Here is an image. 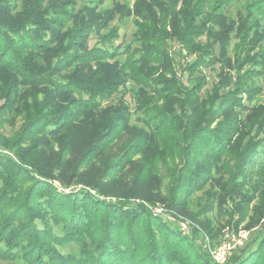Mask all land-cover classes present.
I'll return each mask as SVG.
<instances>
[{"label":"trees","instance_id":"obj_1","mask_svg":"<svg viewBox=\"0 0 264 264\" xmlns=\"http://www.w3.org/2000/svg\"><path fill=\"white\" fill-rule=\"evenodd\" d=\"M233 1L137 0L120 10L137 17L133 40L113 46L119 27L92 6L0 0L1 261L218 264L199 242L200 230L219 238L215 208L235 228L262 222L264 103H252L264 57L251 54L262 0L240 19L232 62ZM160 204L200 228L182 235L150 209ZM224 264H264V233Z\"/></svg>","mask_w":264,"mask_h":264},{"label":"rangeland","instance_id":"obj_2","mask_svg":"<svg viewBox=\"0 0 264 264\" xmlns=\"http://www.w3.org/2000/svg\"><path fill=\"white\" fill-rule=\"evenodd\" d=\"M137 0H77V10L81 9L83 6H92L94 9L102 14H111L113 17V21L110 24V27L118 26L119 27V35L120 37L112 42L113 46H117L120 43H128L134 38V34L137 30V26L135 21L137 17L132 14L130 16L121 17L120 10L124 9H133ZM215 0H209V4L206 7V11H210L213 7V3ZM256 0H235L230 5L224 8V15L226 18L235 24V30L231 34L232 39L231 43L228 46L229 49V58L232 59V62L235 61L236 58V45L239 42L238 36H236L237 32L241 26V17L247 16V7L250 3ZM256 4L262 7L263 11H258L255 8L252 9L251 14V23H253L254 29L258 31L262 40L260 43L254 48V51L251 54H258L259 59L264 57V0L256 1ZM219 28L217 27V30ZM96 38H93L90 41V45H93L96 42ZM171 51L175 56H177L178 61H180L179 55V45L175 42L170 44ZM218 51V50H217ZM194 57H189V60H192ZM180 71V70H179ZM222 71V65L220 63L216 64L214 68L204 69V74L207 76L208 84L205 86L204 91L210 90L213 85L219 83V75ZM234 74V71H232ZM264 76L260 79H256V82L261 84L263 87ZM126 100L130 103V105L134 108V95L131 91H128L126 94ZM256 103H264V91L262 94L258 95L256 100L252 104ZM135 116H133V120ZM11 127L7 126L6 131L10 133ZM7 133V134H8ZM230 173L227 174L229 176ZM81 187L78 186L76 189L71 188H60L59 191H64L66 193L72 192L74 190H79ZM93 194H96V191L91 190ZM202 192L197 193L196 198L201 197ZM105 197L101 196V199ZM107 200L114 201L115 198L109 197ZM139 202V200H136ZM192 208L196 209L197 205L193 204ZM150 209L155 214H163L171 224L176 225L178 230L182 235L188 236L192 233L194 228H200L196 222H194L191 218L187 217L184 214H181L174 210H169L165 205H156L150 206ZM209 217L214 221L216 225V230L220 228V235L218 240L215 243L212 242L210 236L205 233L203 230H200L201 234L199 236V242L203 245V247L209 252L211 258L218 264H224L228 261V259L240 248H243L249 241L255 238L258 233H264V227L262 222L254 227L248 228L247 222L242 223L237 228L232 225H227L226 220L224 218L217 216V210L215 208L214 212L209 214ZM224 226V227H222ZM0 264H5V262L0 260Z\"/></svg>","mask_w":264,"mask_h":264}]
</instances>
